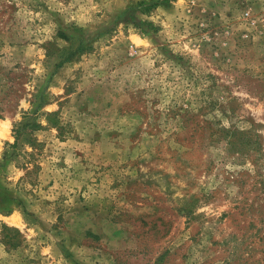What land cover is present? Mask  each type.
I'll use <instances>...</instances> for the list:
<instances>
[{
	"label": "rangeland",
	"instance_id": "374dc122",
	"mask_svg": "<svg viewBox=\"0 0 264 264\" xmlns=\"http://www.w3.org/2000/svg\"><path fill=\"white\" fill-rule=\"evenodd\" d=\"M0 264H264V0H0Z\"/></svg>",
	"mask_w": 264,
	"mask_h": 264
}]
</instances>
